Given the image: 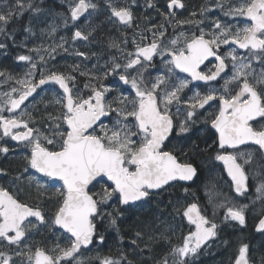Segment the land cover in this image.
<instances>
[{
  "label": "snow or ice",
  "instance_id": "obj_1",
  "mask_svg": "<svg viewBox=\"0 0 264 264\" xmlns=\"http://www.w3.org/2000/svg\"><path fill=\"white\" fill-rule=\"evenodd\" d=\"M106 3L111 17L116 18L114 22L132 27L134 15L131 6L116 7L112 0H106ZM146 6L155 8V0H146ZM33 7L31 3L16 0L13 8L0 11V35H8L6 27L18 11L22 14L25 8ZM219 7L225 16L240 17L250 23L240 27L215 20L206 32L199 27L204 23L203 19L175 20L173 9H182L184 4L182 0H168L169 11L161 13L165 23L171 26L175 21L177 27L184 24L196 25L199 34L188 35L180 31L165 42V23L153 25L146 30L151 32L150 42L142 44L133 39L136 50L124 55V63L113 57L110 67L106 64L104 69L98 70L100 74L91 70L80 71V75L89 80L84 85L88 89L87 95L76 86V76L71 73L52 70L45 73L41 70L40 78L36 81L34 70L37 64L32 62L33 57H17L18 61L30 62L31 68L25 78L16 79L21 88L12 87L10 92L2 94L0 153H9L8 141L4 138L10 137L11 141L23 143L30 149V154L25 157V171L34 169L43 177L63 182L64 191L57 189L62 201L56 208L52 224L70 234L71 243L67 248L57 245L53 250H58L57 255L49 254L41 248L34 251L31 248L21 250L22 244L26 246L28 233L36 227L29 217L36 218L40 224H46L47 221L39 208L21 202L8 190L0 187V245L6 243L16 249L12 253L0 251V264H16L13 256L21 257V264H25V261L27 264H61V261L71 264L73 260L80 264L77 259L80 249L92 244L97 234L94 221L97 217L103 219L102 206L107 205L114 197L121 205L133 206L135 202L147 201L157 195V190L171 181H192L197 176V168L192 163L179 161L173 151L164 150L165 141L169 140L174 131L177 135L189 133L199 120L198 109H204L210 101L219 100L218 113L212 114L210 119L211 127L218 133V139L214 143L222 150L217 152L215 159L223 163L237 195L246 193L249 179L246 167L254 163L264 167V0H239L235 4L231 0H221ZM97 9L98 5L93 0H74V6L70 8L71 20L77 21L85 13L90 16ZM206 11L208 9H201V17ZM192 15L197 14L194 12ZM25 30L31 31L30 28ZM92 31L94 29L85 32L77 28L71 39L88 41ZM140 38L141 41L148 39L142 34ZM64 43L57 47L64 49ZM123 43H127V40ZM222 45L229 46L224 53L219 51ZM109 46L124 52L116 41H111ZM5 47L0 42V49ZM237 48L246 50V54L241 56ZM32 51L39 53L40 49ZM51 51L55 52L56 48ZM74 55L89 58L82 51H74ZM156 56L161 58V63L165 64L167 70L153 78L148 69L155 67L152 62ZM166 56L171 58L165 60ZM210 57L218 62L215 70H209L208 73L199 70ZM40 60L44 61L43 55ZM253 60L262 65L260 72L253 68ZM229 64L231 76L221 77ZM79 69L80 65L73 66V71ZM176 69L187 73L191 81L176 77ZM110 75H118L124 85H130L134 96L129 98L119 94L109 99L113 91H118L103 83ZM0 76H5V73L0 72ZM218 78L224 79L221 90L210 87L205 94L196 91L191 97H182L192 81L209 84ZM7 79L15 78L9 75ZM47 84L58 86V90H62L61 98L56 103L61 104L64 109L59 116L49 117L53 120L51 134L30 127V123H35L30 113L21 111L18 116L15 115L16 109L36 93L38 88ZM218 91L221 94L218 95ZM12 93H19L18 98H13ZM5 110L14 115L5 117L2 114ZM25 116L28 119H24ZM103 118H111L114 121L112 126L105 124ZM21 128L25 131H13ZM126 165L134 166V170ZM0 174H5L3 169H0ZM105 177L114 185L109 186L111 190L104 188L99 193H92L89 185ZM35 183L38 189L45 186L39 179ZM256 190L264 195V183ZM225 206L223 203L216 205L213 215L215 208ZM246 209L247 205L227 206L224 220L235 221L244 226ZM115 211V215H107L110 217V226L118 229L120 212L118 209ZM182 215L195 230L183 238L181 245L172 247L168 254L173 258L171 264H191L188 258L196 256L202 246L218 234V224L209 219L197 203L188 204ZM257 231H264V218L260 219ZM141 236L140 232L136 233L137 238ZM103 240L101 235L100 241ZM136 242L132 241L133 244ZM247 252L248 245H242L235 264H249ZM168 255L156 264H169ZM100 264H121V261L104 257ZM128 264L132 262L128 261Z\"/></svg>",
  "mask_w": 264,
  "mask_h": 264
},
{
  "label": "flooded vegetation",
  "instance_id": "obj_2",
  "mask_svg": "<svg viewBox=\"0 0 264 264\" xmlns=\"http://www.w3.org/2000/svg\"><path fill=\"white\" fill-rule=\"evenodd\" d=\"M23 2L25 4L31 3L34 7L25 8L22 14L18 11L17 15L6 27V32L7 34L9 32V34L7 36L0 35V42L6 45L5 48L0 49V72L5 73V76H0V104L3 103V93L10 92L12 87L21 88V85L16 83V79L25 78V74L31 68L30 62L18 61L17 57L19 55H30L33 57L32 62L37 64V68L34 70L36 73V81L40 78L41 70L45 73L49 70L65 74L71 73L76 76V86L82 90L83 94L87 95L88 89H85L84 85L88 83L89 80L88 77L81 76L80 71L91 70L100 74L98 70L104 69L106 64L110 67L113 57H116L118 62L124 63V55L128 52L134 53L136 50L133 39H135L137 43H149L151 40V32L146 30L152 28L153 25L165 23L164 16L161 13H167L169 11L167 8L168 0H155V8H148L146 6V0H135V3H133V0H112L113 4L116 2L121 3L122 6H131L134 21L132 27L129 28L120 25L118 22H114L116 19L115 17H111V11L107 6L106 0H93V3L98 5V9L90 16L86 13L77 21H72L70 14V8L74 6V0H23ZM182 2L184 8L173 9L176 14L175 20L203 19L204 23L199 27L204 28L206 32L210 30L208 26L215 20H220L222 23L231 24L233 26L239 25L240 27L250 23L240 17L230 18L225 16L224 11L219 7L221 0H182ZM238 2L239 0H233V4ZM15 3L16 0H0V11L13 8ZM202 8L208 9L203 17L200 15ZM36 9H39V11H36ZM194 12L197 14L196 16L192 15ZM65 20L67 24H65ZM165 27L167 28V34L164 38L165 42L173 38L174 34L180 31H184L188 35L193 33L199 34L197 26L192 24H184L177 27L175 21H173L171 26L165 23ZM28 28L31 29L30 32L25 30ZM53 28H55V31H52ZM77 28L85 32L92 29H94V31H92V35L88 41H73L71 38ZM69 31H71V33H69ZM141 34L147 36L148 39L141 41ZM119 37L120 41L117 42ZM124 40H127V43H123ZM64 41L67 42L64 43ZM111 41H116L124 52L122 53L117 48L110 47L109 44ZM60 43H64V49H67V51L57 47ZM231 47L235 48L237 46L231 45ZM53 48H56L55 52L51 51ZM228 48V45H222L219 51L220 53H224ZM33 49H40V51L37 53L32 51ZM74 51L85 52L89 58L84 59L83 57H78L74 55ZM237 51L241 56L246 54V50L244 49L237 48ZM93 53H95V55H93ZM41 55L44 56V61L40 60ZM170 58L169 56L164 57L165 60ZM152 63L155 67H149L148 73H150L153 78L157 74L166 72V66L161 63V58L159 56L154 57ZM216 63L218 62L210 57L200 66L199 70L208 73L209 70H215ZM77 64L80 65L79 71H73V66ZM252 66L256 72L261 71L262 65L258 61L253 60ZM9 75L15 79H7ZM175 76L191 81V77L187 73L180 72L179 69L175 70ZM230 76L231 64H229L228 69H226V73H221V77ZM103 83L112 89L118 90L113 91L109 99L119 94H123L129 98L134 96V90L130 88V85H124L123 82L119 80L118 75H110ZM223 84L224 79L222 78H218L217 81L209 82V84H205L202 81H192L189 85V89H185V92L182 93V97H191L196 91L205 94L210 87L221 90ZM219 94L221 93L218 91V95ZM18 95L19 93H12L13 98H18ZM61 95L62 90H58V86L51 84L43 85L38 88L37 92L30 96L19 109H16L15 115L18 116L21 111L30 113L35 123H30L29 126L39 128L46 134H51L53 120L49 119V117H57L64 111L61 104L56 103V101L61 98ZM181 107L183 108L184 106L181 105ZM218 110L219 100L210 101L209 105H205L204 109H198L199 120L192 126L189 133L177 135L174 131L169 140L165 141L164 150L173 151L179 161L192 163L197 168V176L192 182L187 184L178 181L170 185L182 188L186 187L189 194L196 195L193 203H197L202 212H204L203 208L204 206L207 207V205L205 200L206 196L203 191L210 185L209 182L212 180L206 171L205 164H210L213 170L216 169L215 172L218 175L219 182H216L214 186L218 185L221 189L231 193L235 199L242 202L241 205H247L246 223L244 226L239 225V223L235 221L226 222L222 220L224 225H233L234 227L232 230L225 229L223 232L224 235L228 232L236 233L238 248L236 249L235 257L238 255L239 248L246 244L248 245L247 258L249 264H264V257L258 254L262 248L259 245H253V243L256 244L255 238L257 236H264V231L256 232V226L264 216V195L256 190L261 183H264V167L256 163L246 167L249 176L248 189L244 195H237L224 165L215 159L217 152L222 150L218 148L217 143H214L218 139V133L211 127L210 119L212 114L218 113ZM173 113H175V107H173ZM2 114L5 117L14 115V113H9L7 110ZM23 118L28 119L27 116ZM182 118L181 116L180 119ZM103 119L105 124L109 127L112 126L114 121L111 118ZM206 120L209 122L205 123ZM62 126L66 127V125ZM13 131L25 130L21 128L13 129ZM0 134H2V129H0ZM4 139L8 141L7 146L10 148V151L6 155L0 153V169H3L5 173L0 174V187L8 190L10 194L16 196L21 202L33 208H39L42 211L47 223L40 224L36 218H30L29 220L33 221L36 225L30 232L35 233L37 230L44 231L45 234H52V232L55 231L62 232L52 224V219L58 204L62 201L60 192L64 191L63 182L58 179L43 177L34 169L25 171L27 167L25 157L30 154V149L26 148L23 143L11 141L10 137H5ZM46 146L49 148L52 147L51 145ZM228 151H232V149H228ZM126 166H128L130 170H134L131 165ZM14 170L15 172L12 173ZM18 177L19 179H17ZM36 179H39L41 184L45 186L38 189L35 183ZM93 185L89 187L92 193H99L104 188L111 190L109 187L110 185L103 181L96 182ZM57 189H59L60 192H58ZM196 189L202 198L197 196L198 194L195 192ZM112 203L113 199L102 207L108 209L112 206ZM96 233H98L97 229ZM13 249H15V246H8L6 243L0 245V251L12 253L15 251ZM18 258L19 257L13 256V259L16 260V264ZM20 259L22 260L21 257Z\"/></svg>",
  "mask_w": 264,
  "mask_h": 264
},
{
  "label": "trees",
  "instance_id": "obj_3",
  "mask_svg": "<svg viewBox=\"0 0 264 264\" xmlns=\"http://www.w3.org/2000/svg\"><path fill=\"white\" fill-rule=\"evenodd\" d=\"M121 6V3L116 4V7ZM185 189L187 188L167 186L158 191L157 195L135 206L122 207L114 197L110 208L103 207V219L97 217L95 220L98 233L93 245L82 250L79 255L88 257L90 261L88 264H99V260L104 257L120 260L121 264H128V261L132 264H156L171 252L173 246L181 245L183 238L194 230L182 213L188 204L195 201L196 195L189 194ZM195 192L202 198L197 189ZM117 209L120 212L117 220L118 229L110 226V217L107 215L108 213L115 215ZM233 228V225H224L221 222L217 238L199 250L197 260L192 264H232L236 253L235 247L238 245L237 237L230 232L224 235L223 231ZM137 232L142 234L140 238L136 237ZM101 235L104 237L103 242L100 241ZM255 239L256 244H253L262 248L258 254L264 257V236H257ZM133 240L137 241L136 244L132 243ZM70 243L69 237L62 232L45 234L44 231L37 230L35 233L29 232L26 246L25 244L21 246L26 247L24 251L28 248L33 251L41 248L49 254L57 255L58 250L53 251L57 245L60 248H67ZM124 257L127 259L124 260ZM168 259L171 264L170 255ZM66 263L69 264L68 261Z\"/></svg>",
  "mask_w": 264,
  "mask_h": 264
},
{
  "label": "rangeland",
  "instance_id": "obj_4",
  "mask_svg": "<svg viewBox=\"0 0 264 264\" xmlns=\"http://www.w3.org/2000/svg\"><path fill=\"white\" fill-rule=\"evenodd\" d=\"M231 3H233V0H231ZM116 4L117 3L115 2L114 6H116ZM118 41H120V37L117 40V42ZM205 167H206V171H207L209 177L212 178V180L210 179L211 180V182H209L210 185L208 187H206L203 191L204 195L206 196L205 200H206V205H207V207L204 206V208H203L204 212L203 213L205 215H207L209 219L214 220V222H216L218 224V226L220 227L221 222L223 223L222 220H224V216H225V213L227 211V206H231V205L239 206L242 204V202L235 199V197L231 193L221 189L218 185L214 186V184L216 182H219L218 181V175L216 174L215 170H213L211 168L212 166H210V164H205ZM221 203L225 204L226 206L222 207V208H215V215H213L214 207L218 204H221ZM205 210H206V212H205ZM233 235H235V234H233ZM215 238H217V236ZM237 246L235 247V250L238 248ZM13 250H16V249H13ZM21 250H23V251L26 250V247L21 246ZM199 253H200V251L198 252L197 255H199ZM197 255H196V257L194 256V257L188 258L190 260L191 264H192V262H195L197 260ZM77 259L79 260L80 264H88L90 262L89 258L86 257L85 255H78ZM101 259H103V258H101ZM257 261H260V260H257ZM17 264H21L20 257L17 260ZM25 264H27L26 261H25ZM64 264H68V263H64ZM71 264H77V260H73Z\"/></svg>",
  "mask_w": 264,
  "mask_h": 264
},
{
  "label": "water",
  "instance_id": "obj_5",
  "mask_svg": "<svg viewBox=\"0 0 264 264\" xmlns=\"http://www.w3.org/2000/svg\"><path fill=\"white\" fill-rule=\"evenodd\" d=\"M85 14H86V13H85ZM82 17H83V16H82ZM82 17H81V18H82ZM220 162H221V161H220ZM221 163H222V162H221ZM222 164H223V163H222ZM132 167H134V166H132ZM39 174H40V173H39ZM41 175H42V174H41ZM230 179H231V178H230ZM98 180H99V178H98ZM99 181H103V182L108 183L110 186H114V185H112V182H111V181H107V178H106V177H105L103 180H99ZM175 182H178V181H171L169 184H172V183H175ZM182 182L188 184V183H190V182H192V181H187V182L182 181ZM94 183H96V181H94L93 184H94ZM93 184H92V185H93ZM169 184H168V185H169ZM90 186H91V185H89V187H90ZM165 186H167V185H165ZM165 186H164V187H165ZM160 190H161V189H160ZM157 191H159V190H157ZM140 202H141V201L135 202L134 205H137V204L140 203ZM121 206L124 207V206H126V205H121ZM30 218H34V217H29V219H30ZM262 218H264V216H263ZM257 225H258V224H257ZM55 227H56L57 229L62 230V231L64 232V230H63V229H60L59 226H55ZM256 232H262V231H257V226H256ZM64 233H65V232H64ZM67 234H68V233H67ZM69 236H70V234H69ZM94 239H95V236H94L93 240H94ZM210 241H211V240H210ZM210 241H208L206 244H208ZM92 244H93V243H92ZM92 244L88 245L87 247H82L81 249H87V248H90V247L92 246ZM206 244H205V245H206ZM205 245H204V246H205ZM202 247H203V246H202ZM81 249H80V250H81ZM62 262H64V261H61V263H62ZM234 264H235V262H234Z\"/></svg>",
  "mask_w": 264,
  "mask_h": 264
},
{
  "label": "bare ground",
  "instance_id": "obj_6",
  "mask_svg": "<svg viewBox=\"0 0 264 264\" xmlns=\"http://www.w3.org/2000/svg\"><path fill=\"white\" fill-rule=\"evenodd\" d=\"M97 16V15H96ZM93 20H94V18H93ZM62 22V21H61ZM10 24V23H9ZM14 24V23H13ZM56 27H58V26H56ZM16 28V27H15ZM68 29V28H67ZM74 29V28H73ZM11 30V29H10ZM13 30V29H12ZM18 32V31H17ZM75 32V31H74ZM56 33H57V31H56ZM69 33H71V31H69ZM8 34H9V32H8ZM15 34H16V32H15ZM12 35V34H11ZM14 35V34H13ZM72 35V34H71ZM9 37V36H8ZM57 37V36H56ZM55 37V38H56ZM59 39V38H58ZM52 40V39H51ZM55 40V39H54ZM55 43V42H54ZM51 44V43H50ZM33 46H35V45H33ZM40 46H41V44H40ZM44 47V46H43ZM34 48V47H33ZM69 49V48H68ZM72 55V54H71ZM204 126V125H203ZM206 128V127H205ZM208 128V127H207ZM212 168V167H211ZM215 171H216V169H214ZM15 172V170L12 172V173H14ZM184 192V191H183ZM189 193V192H188ZM182 195V194H181ZM183 197V196H182ZM184 223V222H183ZM139 226V225H138ZM140 227V226H139ZM140 230V229H139ZM230 233H233V232H230ZM234 234V233H233ZM236 234V233H235ZM254 245V244H253ZM207 247V246H206ZM156 248V247H155ZM207 249V248H206ZM262 253V252H261ZM159 254V253H158ZM261 255V254H260ZM158 258V257H157ZM159 259V258H158Z\"/></svg>",
  "mask_w": 264,
  "mask_h": 264
}]
</instances>
